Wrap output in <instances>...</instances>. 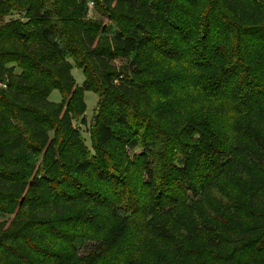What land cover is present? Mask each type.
Wrapping results in <instances>:
<instances>
[{"label":"trees","instance_id":"1","mask_svg":"<svg viewBox=\"0 0 264 264\" xmlns=\"http://www.w3.org/2000/svg\"><path fill=\"white\" fill-rule=\"evenodd\" d=\"M0 21V264H264V0H0Z\"/></svg>","mask_w":264,"mask_h":264},{"label":"rangeland","instance_id":"2","mask_svg":"<svg viewBox=\"0 0 264 264\" xmlns=\"http://www.w3.org/2000/svg\"><path fill=\"white\" fill-rule=\"evenodd\" d=\"M89 8H90V14L92 15L91 18H94V16H98L101 19V26L104 28L105 31V35L109 36L110 34V28H112V24H114L109 18L108 15L103 16L102 14L99 15V11L96 7V5L94 4V2L89 1ZM10 18H16V19H21L23 21H26L28 19H26L24 16H19V15H15L13 17H7L6 21H8ZM1 22V21H0ZM138 53L137 54H131L129 57H119L117 59H115L113 61V65L116 67V71L117 72H122L123 74H126L125 71H122L124 69L127 70V68L130 66V63L138 58ZM172 65H174V62L171 61L170 62ZM155 65H160L159 63L152 61L149 62L147 64H145L144 66L147 68H150L151 71L153 72H158V76H162L164 79V84H165V80L166 79H171L172 76H175L176 78L173 79L174 82L178 81H184V78L181 77L179 75V71L178 68L173 67L170 69H160L159 67H156ZM167 72V73H166ZM166 73V74H165ZM72 74L73 77L76 81V84L80 87H83L84 82H85V74L83 72L82 67L76 63L73 68H72ZM165 74V75H164ZM180 76V77H178ZM98 85L102 86L101 81L99 80V83H97ZM104 87V86H103ZM176 96L177 102L182 103L181 98L178 97V95H173ZM63 94L55 89L51 92L49 99L56 103L59 104L63 101ZM84 99H85V106H86V111H85V116L81 115V116H74V121H73V126L79 128V130L82 132V135L84 136V138L86 139V144L88 146H91V141H90V134H92V132L95 130V127L97 125V119L95 118V113H97V111L99 110L100 107V103H101V96L92 90H85L84 91ZM84 117V118H82ZM41 157L38 160V165L41 164ZM235 174L233 173V171L227 175V177L225 178V180L223 181V184H221L220 182V189L219 191L216 190L215 192H220V193H224L226 191L231 190L232 188H234L235 186L237 188H239V190L243 189L245 187L244 184L242 183H237V178L236 176H239L241 174V171L238 169H235ZM248 173V172H247ZM221 198V195H220ZM211 200H214V204L216 206H219V204L217 203L216 199H213V196L211 197ZM14 218V214H10V213H0V223L5 222L6 225L11 224L12 220ZM246 218V217H245Z\"/></svg>","mask_w":264,"mask_h":264}]
</instances>
